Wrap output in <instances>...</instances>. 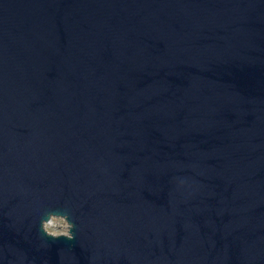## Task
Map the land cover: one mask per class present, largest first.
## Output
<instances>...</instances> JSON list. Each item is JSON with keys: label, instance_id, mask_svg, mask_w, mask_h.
I'll return each mask as SVG.
<instances>
[{"label": "water", "instance_id": "water-1", "mask_svg": "<svg viewBox=\"0 0 264 264\" xmlns=\"http://www.w3.org/2000/svg\"><path fill=\"white\" fill-rule=\"evenodd\" d=\"M0 264H264V0H0Z\"/></svg>", "mask_w": 264, "mask_h": 264}, {"label": "clouds", "instance_id": "clouds-1", "mask_svg": "<svg viewBox=\"0 0 264 264\" xmlns=\"http://www.w3.org/2000/svg\"><path fill=\"white\" fill-rule=\"evenodd\" d=\"M40 231L47 237L56 240L64 238L68 241L74 239L73 228L75 225L68 219L67 212H48L46 218L40 220Z\"/></svg>", "mask_w": 264, "mask_h": 264}]
</instances>
